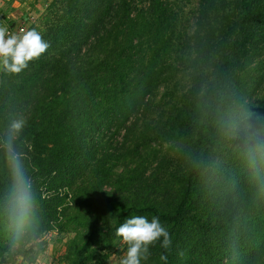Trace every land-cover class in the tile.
Listing matches in <instances>:
<instances>
[{
	"label": "trees",
	"instance_id": "trees-1",
	"mask_svg": "<svg viewBox=\"0 0 264 264\" xmlns=\"http://www.w3.org/2000/svg\"><path fill=\"white\" fill-rule=\"evenodd\" d=\"M38 18L22 25L46 52L0 65V263L59 232L66 264H111L116 229L145 216L171 244L141 264H264V0H51ZM18 119L33 205L19 233L4 152Z\"/></svg>",
	"mask_w": 264,
	"mask_h": 264
},
{
	"label": "clouds",
	"instance_id": "clouds-1",
	"mask_svg": "<svg viewBox=\"0 0 264 264\" xmlns=\"http://www.w3.org/2000/svg\"><path fill=\"white\" fill-rule=\"evenodd\" d=\"M49 46V43L35 29L23 34H8L7 29L0 28V65L7 73L19 74L28 67L29 62L39 59ZM24 128L23 119L14 120L4 141V152L10 175L9 209L18 233L30 219L33 206L31 183L24 168L22 154L14 145L15 137ZM115 235L126 246L125 255L119 260V264H141L150 255L149 247L161 238L163 248L168 249L171 244L170 233L158 217H153L149 221L145 216H132L116 229ZM160 259L166 264V255H161Z\"/></svg>",
	"mask_w": 264,
	"mask_h": 264
},
{
	"label": "rangeland",
	"instance_id": "rangeland-1",
	"mask_svg": "<svg viewBox=\"0 0 264 264\" xmlns=\"http://www.w3.org/2000/svg\"><path fill=\"white\" fill-rule=\"evenodd\" d=\"M51 0H47L43 5L41 11L36 12L34 8L26 9L22 15L23 21L26 22L27 26L32 25L38 21V17L45 11L46 7ZM33 7V6H30ZM26 16V17H25ZM26 26V27H27ZM17 30V29H16ZM26 31V28H25ZM24 31V32H25ZM17 33L15 34H23ZM162 90L156 95V102L159 99ZM73 236V233H59L51 232L43 235L33 242H27L20 248L14 247L11 257H7V261L0 264H66L64 254L66 251V245L68 240ZM124 252L121 251V247L117 253L110 256L109 262L111 264H118L119 260L123 258Z\"/></svg>",
	"mask_w": 264,
	"mask_h": 264
},
{
	"label": "crops",
	"instance_id": "crops-1",
	"mask_svg": "<svg viewBox=\"0 0 264 264\" xmlns=\"http://www.w3.org/2000/svg\"><path fill=\"white\" fill-rule=\"evenodd\" d=\"M47 0H3L0 1V28L7 29L8 34H15L18 26L24 24L22 15L26 9L41 11ZM33 6V7H30ZM32 10V9H31ZM26 17V16H25Z\"/></svg>",
	"mask_w": 264,
	"mask_h": 264
},
{
	"label": "built area",
	"instance_id": "built-area-1",
	"mask_svg": "<svg viewBox=\"0 0 264 264\" xmlns=\"http://www.w3.org/2000/svg\"><path fill=\"white\" fill-rule=\"evenodd\" d=\"M0 1H3V0H0ZM25 25H20V26H18V28H17V33H22V32H24L25 31Z\"/></svg>",
	"mask_w": 264,
	"mask_h": 264
}]
</instances>
